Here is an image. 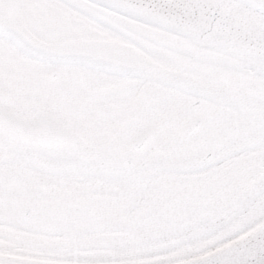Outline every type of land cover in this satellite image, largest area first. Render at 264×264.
<instances>
[{"label":"snow or ice","instance_id":"6c2138e0","mask_svg":"<svg viewBox=\"0 0 264 264\" xmlns=\"http://www.w3.org/2000/svg\"><path fill=\"white\" fill-rule=\"evenodd\" d=\"M0 264H264V0H0Z\"/></svg>","mask_w":264,"mask_h":264}]
</instances>
